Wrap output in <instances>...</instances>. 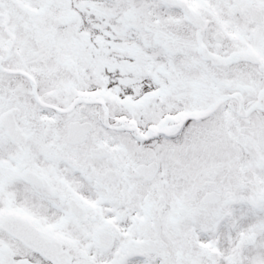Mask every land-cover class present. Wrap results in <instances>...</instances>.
I'll return each instance as SVG.
<instances>
[{"label": "flooded vegetation", "instance_id": "1", "mask_svg": "<svg viewBox=\"0 0 264 264\" xmlns=\"http://www.w3.org/2000/svg\"><path fill=\"white\" fill-rule=\"evenodd\" d=\"M187 3L204 29L171 7L182 35L170 22L147 54L145 37L118 29L116 16L104 28L77 22L67 0H0V208L26 216L80 264L122 256L135 231L155 237L157 215L164 247L140 256L149 261L171 264L173 252L177 264H209L197 243L219 216L225 236L261 235L253 208H264V0ZM248 3L253 19L239 11ZM233 17L246 23L227 32ZM188 43L194 55L171 54ZM233 52L247 55L227 61ZM128 84L125 101L109 95ZM25 253L13 258L31 259Z\"/></svg>", "mask_w": 264, "mask_h": 264}, {"label": "rangeland", "instance_id": "2", "mask_svg": "<svg viewBox=\"0 0 264 264\" xmlns=\"http://www.w3.org/2000/svg\"><path fill=\"white\" fill-rule=\"evenodd\" d=\"M79 3L77 7L76 4ZM209 6H212V2L209 1ZM74 14L76 15L77 22L80 23V18L85 19L97 18L100 21V25L104 28L107 26V19L112 15L117 17L118 29L126 28L127 33L134 38H142V35L146 39V53L152 54L157 46L154 44V40L160 41L159 48H161L164 41V34L169 32L170 27L167 25L170 22L178 23L177 32L182 35L183 26L180 24V20L173 15L170 7L164 5L160 0H76L74 4ZM106 8H108L106 10ZM80 18H79V17ZM232 25L226 28L229 32L231 28H236L237 25L243 28V23H246L240 17H233ZM225 20H228L227 13L225 14ZM221 22L222 19L220 18ZM144 23H148L144 26ZM214 26V25H213ZM172 29H176L173 27ZM121 32V31H120ZM190 33V31H188ZM194 43L185 44L182 51H173L171 54L179 55H194ZM163 54V53H162ZM7 175L0 174V182H5ZM222 237H217V240L224 242L227 246L230 245V239L225 238L224 233H221ZM2 237L0 236V242ZM108 254L111 251L107 252ZM80 255V254H79ZM31 259L37 260L35 255H29ZM110 255H106L102 262L87 263V264H111ZM143 260L140 261L142 263Z\"/></svg>", "mask_w": 264, "mask_h": 264}, {"label": "water", "instance_id": "3", "mask_svg": "<svg viewBox=\"0 0 264 264\" xmlns=\"http://www.w3.org/2000/svg\"><path fill=\"white\" fill-rule=\"evenodd\" d=\"M0 263H1V259H0Z\"/></svg>", "mask_w": 264, "mask_h": 264}]
</instances>
